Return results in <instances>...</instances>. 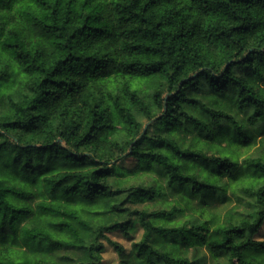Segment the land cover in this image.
Instances as JSON below:
<instances>
[{"label": "trees", "instance_id": "obj_1", "mask_svg": "<svg viewBox=\"0 0 264 264\" xmlns=\"http://www.w3.org/2000/svg\"><path fill=\"white\" fill-rule=\"evenodd\" d=\"M226 3L0 0V264H102L107 233H127L135 221L143 232L130 250L112 241L122 264H194L199 247L214 264H264L256 237L264 227V132L201 130L195 150L177 146L205 121L231 119L225 93L235 76L216 77L221 64L228 71L239 63L224 53L232 47L225 38L249 28L233 23ZM256 80L255 88L235 80L241 109L258 101L264 80ZM210 87L224 92L204 91ZM202 95L216 98L212 107ZM57 136L76 139L75 155L98 159L74 183L55 168L39 173L51 195L38 200L27 190L37 177L17 168L27 150L60 144ZM217 194L232 201L222 212L206 200Z\"/></svg>", "mask_w": 264, "mask_h": 264}, {"label": "clouds", "instance_id": "obj_2", "mask_svg": "<svg viewBox=\"0 0 264 264\" xmlns=\"http://www.w3.org/2000/svg\"><path fill=\"white\" fill-rule=\"evenodd\" d=\"M259 2L264 4V0H259ZM225 10L229 16L235 15L237 17L233 23H241L249 28L247 34L233 35L231 38H225L226 43L232 45V47H224V53L228 59H233L239 63L234 67H230L228 71H224V64H221L220 71L223 72V75L216 77L220 83H224L229 80L230 76H235V79L231 80L234 86L233 90L225 93L226 101L230 102L228 111L230 112L231 119L225 117L211 123L205 121L208 125L207 127L201 125L200 128H195L191 132V135L185 136L183 140L177 137V146L187 150H195L197 133L201 132V130H203L205 134L211 133L213 136H228L229 138L232 135L239 138L241 134L249 135L257 130L264 132V85H259L260 91L255 93L258 97V101L256 103H246L243 109H241L238 103V100L242 99L240 90L235 87V80L242 81L241 87L243 83H248L250 88H255L257 86V77L260 80H264V8L256 6L255 0H248L247 4H233L231 0H227ZM256 28H259V32L255 31ZM240 31L242 32V30ZM257 49H259V51H257ZM111 50L112 49H110V51ZM234 52H239L240 56H246L247 60H241L240 56H233L232 54ZM224 63L226 64L227 60H225ZM246 64L247 66H245ZM236 69H239V71L237 72ZM78 70L80 69H73V71ZM244 73L252 76L253 79L248 80L247 77L243 75ZM208 79L210 80L211 77ZM194 87L198 86L194 85ZM204 91L219 93L224 92V89L210 87ZM199 99L205 106L212 107L213 105L210 101L216 98L202 95ZM220 103L223 104L225 101H220ZM181 119L184 118L181 117ZM233 121L235 124H233ZM186 126L192 127L191 125ZM13 135L19 134L14 133ZM57 139L60 141V144L64 145L63 148L60 147V144H56L52 145L49 150L40 149L37 151L35 149H29L17 168V171L20 172L21 175L37 177L35 184H32L27 190L35 194L38 200L46 199L51 195L50 191L47 190L49 187L48 177L39 176V173L45 172L50 168H55L57 174L68 175L71 182L74 183L75 181L72 180L71 177L77 173L91 172L93 170L91 164L95 163V160L98 159L95 153L87 157L75 155L81 149L75 146L76 139L72 137L57 136ZM34 143L39 144L43 143V141H35ZM190 145L192 147H190ZM66 152L73 153V159L66 160L64 155ZM24 163L28 164L26 169L23 168ZM12 167H16V165L13 164ZM4 227L8 228L10 225L5 224ZM62 264H75V262L67 261L62 262Z\"/></svg>", "mask_w": 264, "mask_h": 264}, {"label": "rangeland", "instance_id": "obj_3", "mask_svg": "<svg viewBox=\"0 0 264 264\" xmlns=\"http://www.w3.org/2000/svg\"><path fill=\"white\" fill-rule=\"evenodd\" d=\"M127 163H133L130 160ZM230 195V194H229ZM222 194H217L215 196H210L206 200L208 201V206L210 209L215 211H224L231 203V200H225ZM143 229L139 225L138 221H135L134 226L129 229L127 233L121 230H114L107 233L108 239H104L106 250L104 252V262L102 264H122L121 258L114 247L112 241H117L121 243L126 250H130L132 243L137 241L142 236ZM257 238L264 239V227L256 235ZM194 261V264H214L215 260L211 258L210 253L205 247H199L193 249L190 254ZM227 255H223L221 260H226Z\"/></svg>", "mask_w": 264, "mask_h": 264}]
</instances>
